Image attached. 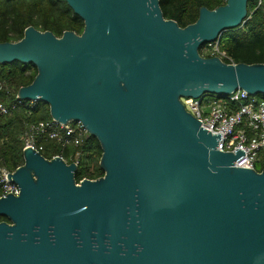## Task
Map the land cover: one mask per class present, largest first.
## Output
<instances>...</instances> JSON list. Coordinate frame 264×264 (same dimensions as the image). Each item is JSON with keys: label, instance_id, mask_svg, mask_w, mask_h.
Wrapping results in <instances>:
<instances>
[{"label": "water", "instance_id": "1", "mask_svg": "<svg viewBox=\"0 0 264 264\" xmlns=\"http://www.w3.org/2000/svg\"><path fill=\"white\" fill-rule=\"evenodd\" d=\"M84 21L61 38L29 27L0 43V64L34 66L18 99L79 123L102 149L104 177L28 148L0 198V264H264V167L218 151L182 99L264 95V64L206 58L242 27L251 0L167 20L160 0H65Z\"/></svg>", "mask_w": 264, "mask_h": 264}, {"label": "trees", "instance_id": "2", "mask_svg": "<svg viewBox=\"0 0 264 264\" xmlns=\"http://www.w3.org/2000/svg\"><path fill=\"white\" fill-rule=\"evenodd\" d=\"M227 0H160L165 19L178 23L181 28L196 23L203 7L215 10L225 5ZM251 0L246 23L215 43L221 53L235 64H264V0ZM29 27L41 32H52L61 38L65 32L72 31L79 35L84 32V21L74 13L65 0H0V43H17L24 38ZM211 58V54L203 55ZM227 63L229 60H225ZM37 76L34 66L21 63L0 64V82L5 91L0 93V100L5 104H18V92L31 85ZM264 100V95H258ZM50 109L42 102L22 101L12 115L0 117V152L3 166L15 172L24 165L23 149L25 136L32 125L51 122ZM41 154L48 160L62 157L68 164L78 163L77 183L85 179L98 180L104 177L100 167L102 149L98 140L87 136L80 146L66 145L58 141L43 139ZM262 168V167H261ZM261 168H256L261 172ZM2 188L0 186V196ZM7 221L0 218V222Z\"/></svg>", "mask_w": 264, "mask_h": 264}, {"label": "built area", "instance_id": "3", "mask_svg": "<svg viewBox=\"0 0 264 264\" xmlns=\"http://www.w3.org/2000/svg\"><path fill=\"white\" fill-rule=\"evenodd\" d=\"M259 1L261 4L263 0ZM215 46L216 48L210 52L212 57H219L224 62L229 60L228 64H235L225 53L220 52L218 44ZM4 91V84L0 82V93ZM181 101L186 110L202 123L203 129L212 135H222L218 151L233 154L238 150L245 152V156L236 162L237 168L256 170L257 164L264 161V100L239 90L222 98L206 96L202 100L182 99ZM21 102L8 105L0 100V117L12 115ZM87 136V131L79 123L63 125L54 120L39 123L29 128L25 136L23 152L31 148L41 153L43 146L39 145V141L43 139L58 141L64 146L77 147ZM12 173L14 172L3 166L0 152L2 188L0 198L20 195V188L9 179Z\"/></svg>", "mask_w": 264, "mask_h": 264}, {"label": "rangeland", "instance_id": "4", "mask_svg": "<svg viewBox=\"0 0 264 264\" xmlns=\"http://www.w3.org/2000/svg\"><path fill=\"white\" fill-rule=\"evenodd\" d=\"M216 48V46L215 45H213L212 47H210V46H207L206 48H204V50H203V55L205 56V55H208V54H210V52L213 50V49H215ZM214 97V96H213ZM263 168L264 167V161L262 160L259 164H257V168L259 169V168ZM261 168V169H262Z\"/></svg>", "mask_w": 264, "mask_h": 264}]
</instances>
